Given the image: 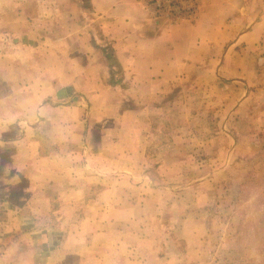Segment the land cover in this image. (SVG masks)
<instances>
[{
    "label": "crops",
    "instance_id": "0c3cea01",
    "mask_svg": "<svg viewBox=\"0 0 264 264\" xmlns=\"http://www.w3.org/2000/svg\"><path fill=\"white\" fill-rule=\"evenodd\" d=\"M210 16L168 25L136 0H0V264H134L138 208L111 205L122 195L105 183L140 149L108 131L164 113L159 96L224 44Z\"/></svg>",
    "mask_w": 264,
    "mask_h": 264
},
{
    "label": "rangeland",
    "instance_id": "374dc122",
    "mask_svg": "<svg viewBox=\"0 0 264 264\" xmlns=\"http://www.w3.org/2000/svg\"><path fill=\"white\" fill-rule=\"evenodd\" d=\"M136 1L168 25L194 24L203 14L225 24L220 49L199 52L187 79L159 96L154 105L165 103L164 113H149L132 135L109 128V142L140 149L125 151L105 183L122 195L111 205L138 208L134 239L125 235L136 246L134 264H264V0H194L189 18L186 6L170 13L177 21ZM108 153L109 163L122 162Z\"/></svg>",
    "mask_w": 264,
    "mask_h": 264
},
{
    "label": "built area",
    "instance_id": "2783aa9c",
    "mask_svg": "<svg viewBox=\"0 0 264 264\" xmlns=\"http://www.w3.org/2000/svg\"><path fill=\"white\" fill-rule=\"evenodd\" d=\"M146 4L148 6H152L154 11L160 15L164 16L166 19H170L172 21L179 20V16L177 15H170L171 12H178L179 13V7L180 6H186L187 9L183 11V14H185L186 17L184 19H187L192 15L194 11V7L196 8V3L194 0H147Z\"/></svg>",
    "mask_w": 264,
    "mask_h": 264
}]
</instances>
